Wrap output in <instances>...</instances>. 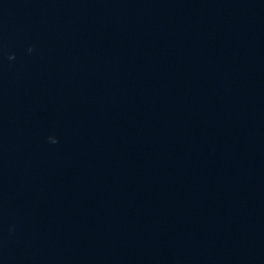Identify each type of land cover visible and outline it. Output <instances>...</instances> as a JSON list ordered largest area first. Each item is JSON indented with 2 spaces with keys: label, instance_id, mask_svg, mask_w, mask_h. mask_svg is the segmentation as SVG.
<instances>
[{
  "label": "water",
  "instance_id": "water-1",
  "mask_svg": "<svg viewBox=\"0 0 264 264\" xmlns=\"http://www.w3.org/2000/svg\"><path fill=\"white\" fill-rule=\"evenodd\" d=\"M0 264H264V0H0Z\"/></svg>",
  "mask_w": 264,
  "mask_h": 264
}]
</instances>
